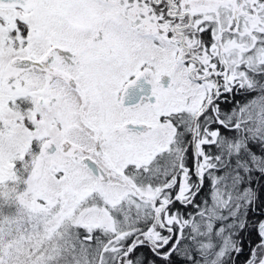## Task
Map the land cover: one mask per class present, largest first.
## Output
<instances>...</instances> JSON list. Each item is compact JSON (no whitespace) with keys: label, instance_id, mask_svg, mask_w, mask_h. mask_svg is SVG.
I'll return each mask as SVG.
<instances>
[{"label":"snow or ice","instance_id":"1","mask_svg":"<svg viewBox=\"0 0 264 264\" xmlns=\"http://www.w3.org/2000/svg\"><path fill=\"white\" fill-rule=\"evenodd\" d=\"M0 264H264V0H0Z\"/></svg>","mask_w":264,"mask_h":264}]
</instances>
